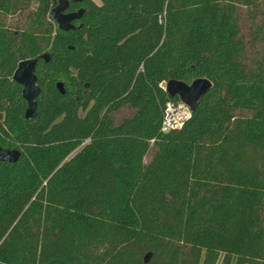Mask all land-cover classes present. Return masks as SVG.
I'll list each match as a JSON object with an SVG mask.
<instances>
[{
    "label": "trees",
    "instance_id": "1",
    "mask_svg": "<svg viewBox=\"0 0 264 264\" xmlns=\"http://www.w3.org/2000/svg\"><path fill=\"white\" fill-rule=\"evenodd\" d=\"M58 5L0 0V264H264V0L69 2L68 30Z\"/></svg>",
    "mask_w": 264,
    "mask_h": 264
},
{
    "label": "water",
    "instance_id": "2",
    "mask_svg": "<svg viewBox=\"0 0 264 264\" xmlns=\"http://www.w3.org/2000/svg\"><path fill=\"white\" fill-rule=\"evenodd\" d=\"M83 0H59V5L53 9V19L61 30L71 28L73 20L79 13H65L68 3H81ZM36 60L20 62L13 74V81L22 88V98L27 104L25 119L36 116V99L40 93L35 76ZM211 89L207 79H195L190 83L171 81L166 84L165 90L170 97H177L180 102L189 107L193 112L202 97ZM19 152L0 148V162L15 163Z\"/></svg>",
    "mask_w": 264,
    "mask_h": 264
},
{
    "label": "built area",
    "instance_id": "3",
    "mask_svg": "<svg viewBox=\"0 0 264 264\" xmlns=\"http://www.w3.org/2000/svg\"><path fill=\"white\" fill-rule=\"evenodd\" d=\"M191 111L182 102H168L163 109L161 132L167 133L172 130H179L190 118Z\"/></svg>",
    "mask_w": 264,
    "mask_h": 264
},
{
    "label": "rangeland",
    "instance_id": "4",
    "mask_svg": "<svg viewBox=\"0 0 264 264\" xmlns=\"http://www.w3.org/2000/svg\"><path fill=\"white\" fill-rule=\"evenodd\" d=\"M162 86L165 88L166 87V84H162ZM128 114H129V111L128 110H123L122 113L117 118L120 119L124 115H128Z\"/></svg>",
    "mask_w": 264,
    "mask_h": 264
}]
</instances>
